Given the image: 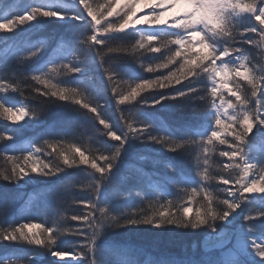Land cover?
Masks as SVG:
<instances>
[{"label": "snow or ice", "instance_id": "6c2138e0", "mask_svg": "<svg viewBox=\"0 0 264 264\" xmlns=\"http://www.w3.org/2000/svg\"><path fill=\"white\" fill-rule=\"evenodd\" d=\"M4 3L0 0V5ZM141 6L148 11L138 16ZM52 20L70 21L68 29L76 32L62 47L69 51L83 47L101 65L103 49L127 53L130 48L133 54L139 53V68L151 78L115 63L105 69L109 81L128 77L124 81L128 90H111L122 122L117 127L105 115L104 103L91 94L82 95V82L76 77L87 71L84 61L52 56L18 78V67L31 63L41 50H0V117L12 122L0 131V142L5 144L0 156L12 164L9 171L0 170V180L19 187L73 169L84 173L88 192L87 197L74 200L85 208L82 214L71 216L80 226L63 230L79 237V242H62L59 228L33 223L32 218L18 223L14 218L6 222L7 227L0 226V245L20 246L24 252L20 264H106L99 255V239L110 228H206L219 244L216 256L159 264H264V65L257 75L253 61H260L250 55L256 52L264 59V0H104L97 4L73 0L69 7L28 3L18 10L0 11V40L7 44L10 36ZM129 38L134 41L130 45L110 47ZM25 82H35L27 89L28 95L20 87ZM12 93H19L18 102L10 99ZM35 97L43 101L40 110L31 107ZM69 104L78 106L77 118H54L51 123L44 118L49 105ZM157 105L180 113L182 122L173 128L155 113L139 111L140 106ZM132 110L138 127L126 115ZM85 121L93 127L98 121L106 136L117 143L104 141L95 151L80 145L78 129ZM28 123L39 131L27 144L17 146V134ZM154 129L159 134L153 135ZM136 142L177 153L189 159L188 167L168 163L163 176L143 169L122 176L120 161ZM189 149L195 151L194 157ZM212 161H217L219 169L215 174ZM213 180L217 181L215 194ZM119 183L150 188L171 185L177 192L167 195L178 202L159 203L137 190L136 196L140 203L147 201L148 210L131 204L117 206L114 200L127 201L132 196L131 190L120 191ZM4 210L6 202L0 206ZM48 254L60 259L47 261ZM0 264L9 261L0 260Z\"/></svg>", "mask_w": 264, "mask_h": 264}, {"label": "trees", "instance_id": "16d2710c", "mask_svg": "<svg viewBox=\"0 0 264 264\" xmlns=\"http://www.w3.org/2000/svg\"><path fill=\"white\" fill-rule=\"evenodd\" d=\"M93 2L103 3L104 1L93 0ZM59 25L61 24L57 20H52L48 24L37 25L38 34H36V36L45 39L44 36L47 35L48 30L50 29V37H53L55 31H62L59 30ZM68 26L70 28L71 23H69ZM68 35L74 37L76 32L74 30H69ZM132 42H134L132 38H129L126 41H115L110 45V47H122L125 44L130 45ZM74 51H76L77 55L83 52V55H81L80 58H85L84 62L87 67L85 75L82 76L83 82H87L86 87L81 86L82 95L84 97H88L89 94H91L94 99L104 103L106 105L104 112L105 115L108 116L110 123L120 127L122 123L119 119L120 113L117 111L115 103L111 98V90L112 88H116L117 91H122V87L128 85V83L124 82L128 80V77H117L115 80L109 81L107 79L105 69L115 63L125 71H134L138 73L143 72V70L139 68L140 60L137 59L139 53L133 54L130 48L127 53H108L107 49H103L102 51L105 53V56L104 63L101 65L99 58H94L85 50V48L80 47ZM146 63L147 61L145 60V64ZM253 63L256 64L257 70L261 67V63L257 64L256 61ZM26 72L27 71L24 66H19L18 78L22 77ZM143 75L145 78H151V75L147 72H143ZM53 82H55V80H53ZM34 83L35 82H25L20 84L21 88L26 89L25 95H28L27 89H31ZM35 86L43 88V85ZM84 89H86V91H84ZM10 97L12 100L19 99L20 95L19 93H12ZM30 104L31 107L36 110H40L43 107V101L39 97L33 98L30 101ZM160 108H164V110ZM76 109H78V106H72L70 104L49 105L43 115L48 123H51L54 118H61L65 120L70 118L75 119L80 114ZM139 111L146 114L155 113V115L164 120L168 126L173 128L177 127L182 122L180 113L172 112L170 109L162 105H157L153 108L140 106ZM126 115L129 120L133 122V127L139 126L135 123V110L127 112ZM30 124L32 127H35L33 123ZM5 125L6 124L2 125L0 128L1 131H3ZM38 131L39 129H24L22 133L17 134L15 144L17 146L27 144ZM159 132V129H154L152 134L157 135ZM77 140L80 145H83L86 149H91L93 151L101 148L104 141H108L113 144L117 143L115 141H111L106 136L104 126L100 125L98 121H96V127H93L90 122L85 121L78 129ZM141 144L142 143L136 142L132 146L128 156L129 161L122 164L120 163V174L122 176L134 174L137 169H143L144 172L149 174L159 173L163 176L168 171L166 167L168 163L179 164L184 168L188 167L190 162L189 159L182 157L177 153L167 151L166 149L165 150L167 152L155 151L156 149H145L141 147ZM4 146V142H0V150H2ZM223 147L224 146H221V149H218V151L222 150ZM188 151L191 152L192 157L196 155L194 150L189 149ZM15 155L21 156L22 158L21 153L17 152ZM219 162L221 164L223 163V161ZM192 163L193 174H195L194 161H192ZM211 163L213 167V174H215V171L219 170L216 168L217 161H212ZM11 167V162L7 161L3 156H0V170L9 171ZM86 183L87 181L84 173L73 169H69L67 174L59 177L37 178L26 184H22V186H25L24 188H20L15 184L0 180V206H4L6 202V210L0 211V226L7 227L6 222L13 220L14 218L17 223L20 222L22 218H32V222L34 221L39 224L43 223L45 227H52L54 229L59 228L61 230L60 239L62 242H79V237L65 233L63 230L65 228L72 229L80 226L79 222L71 220V216L74 214H82L85 211L84 206L75 204L74 200L88 196ZM211 184L215 194L217 181L213 180ZM118 187L120 191L125 193L131 190L132 196L127 201L114 200L113 203L117 206L131 204L148 210L147 201L140 203L139 197L136 196L137 190L141 191V195L149 193L148 199H158L159 203H164L168 199H173L174 202H178L175 196L167 195V193L177 192V188L171 185L162 184L159 187L150 188L147 184L131 185L119 183ZM220 198H223L222 194ZM24 222H27V219H25ZM207 231L208 229L206 228L197 230L168 228L165 231H154L146 225L138 227L129 226L124 229L110 228L108 231L103 233L102 238L99 239V255L100 258L106 262V264H121L123 259L135 261L136 264H144L146 254L148 255V253L152 256V264H159L160 261L202 259L209 256H216L218 251H214L209 254L200 251L185 254L181 252V249L184 246H180V241L193 242L195 239L198 241L199 237L206 234ZM194 236H197V238L192 239ZM162 239H167L164 240L166 241V246L160 244H163ZM151 241H155L157 243H151ZM5 245H7V242H5ZM76 251H82V249L77 248ZM186 251H189V249H186ZM4 254L8 256L11 255V257L7 259L9 264H20V261L24 256V252L21 250L20 246L17 245H8L7 247L0 245V256ZM29 255H32V253H29ZM45 259L47 261H51L48 255Z\"/></svg>", "mask_w": 264, "mask_h": 264}, {"label": "rangeland", "instance_id": "374dc122", "mask_svg": "<svg viewBox=\"0 0 264 264\" xmlns=\"http://www.w3.org/2000/svg\"><path fill=\"white\" fill-rule=\"evenodd\" d=\"M17 1V7H19L20 9L21 8H23L24 7V5H26V3H25V0H16ZM38 2L37 3H40L42 0H37ZM45 1H46V3L48 2V3H51V4H54V5H59V6H65V7H69V6H71V4H72V2H73V0H43V2L45 3ZM104 1V0H103ZM91 2L92 3H94V4H97V3H95V2H93V0H91ZM147 11H148V9L147 8H144V7H140V11H138L137 12V15L139 16V15H142V14H146L147 13ZM177 10L176 9H174V10H170L169 12H167V14H166V16H165V18L167 19V18H171V16L176 12ZM141 27H144V26H141ZM34 48H39V46L38 45H33V46H31V47H26L25 48V50L26 49H34ZM61 51H57V52H55V53H52L51 55H50V57H52V56H55V57H62L63 55H66L65 57H68V58H70L71 59V51H69L66 47H63V48H61L60 49ZM25 55H26V52L24 53ZM81 55H83V52L82 53H80L79 55H77L76 56V54H75V56H74V59L76 58V61L77 60H79V61H84V59L85 58H80V56ZM76 61H74V62H76ZM65 62H67V61H65ZM85 63V62H84ZM84 74V73H83ZM82 74V75H83ZM81 76V75H80ZM122 91H126V90H128V85H125V86H123L122 87V89H121ZM227 95V94H226ZM0 121H1V123L2 124H5L4 122H3V120L2 119H0ZM141 147L142 148H145V149H152V150H154V149H156L155 151H166V150H161L160 149V146L159 145H156V144H151V143H144V144H141ZM167 152V151H166ZM121 162V161H120ZM37 224H39V223H37ZM38 231V230H37ZM203 234V233H202ZM166 238V237H165ZM195 238H197V236H194V237H192V239H195ZM143 239V238H142ZM163 240V244L162 243H160L161 245H163V246H166V241H164V240H167V239H162ZM151 243H157V242H155V241H151ZM223 243H228L227 241H224ZM180 246H184L182 249H181V252L183 253V254H185V253H196L197 251H200V252H206V253H208V252H211V251H214V250H218V248H219V244L215 241V240H213L211 237H209L208 236V231H207V233L206 234H203L201 237H199V240L197 241V239H195L193 242H190V241H187V242H184V241H180ZM193 245H195V247H193ZM186 249H189V251H186ZM48 256L50 257V259L52 260V259H57V260H59L60 258H52L51 257V255L50 254H48ZM72 257H66V258H64V259H71ZM124 260V259H123ZM147 261L149 260V258H147L146 259Z\"/></svg>", "mask_w": 264, "mask_h": 264}, {"label": "bare ground", "instance_id": "6f19581e", "mask_svg": "<svg viewBox=\"0 0 264 264\" xmlns=\"http://www.w3.org/2000/svg\"><path fill=\"white\" fill-rule=\"evenodd\" d=\"M56 6H58V5H56Z\"/></svg>", "mask_w": 264, "mask_h": 264}]
</instances>
